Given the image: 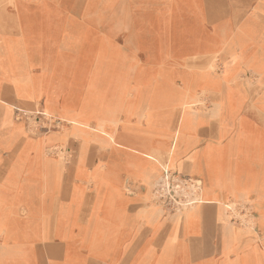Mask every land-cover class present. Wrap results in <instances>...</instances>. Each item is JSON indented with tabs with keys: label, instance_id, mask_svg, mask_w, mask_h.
Masks as SVG:
<instances>
[{
	"label": "crops",
	"instance_id": "crops-1",
	"mask_svg": "<svg viewBox=\"0 0 264 264\" xmlns=\"http://www.w3.org/2000/svg\"><path fill=\"white\" fill-rule=\"evenodd\" d=\"M26 1L0 0V105L12 113L9 121L0 107V136L8 126L21 131L16 114L31 109L65 117L49 89L53 67L26 52L17 18L18 4ZM168 1L160 0L171 22L159 40L164 64L196 66L216 56L223 61L218 75L176 74L171 80L188 87L206 81L197 88L218 102L206 113L186 105L150 108L143 114V148L122 139L121 130L104 134L127 152L120 157L115 151L112 180L98 171L92 203L80 204L73 195L47 217L40 216L33 199H24L29 192L23 189V172L3 169L11 145L0 142V264H264V0ZM127 44L126 49L148 55L147 46ZM13 76L29 79L37 103L16 98L8 81ZM102 116L95 113L92 123L88 116L70 122L103 134L111 127ZM110 124L115 131L116 120ZM174 145L175 162L168 166ZM164 172L198 186L190 205L174 209L159 199L155 190ZM9 186L14 195L7 198ZM152 193L173 212L151 203ZM232 206L249 211L251 219L233 222ZM185 207L190 208L183 212ZM13 222H40V229L24 238L23 224L13 227Z\"/></svg>",
	"mask_w": 264,
	"mask_h": 264
},
{
	"label": "rangeland",
	"instance_id": "rangeland-1",
	"mask_svg": "<svg viewBox=\"0 0 264 264\" xmlns=\"http://www.w3.org/2000/svg\"><path fill=\"white\" fill-rule=\"evenodd\" d=\"M164 9L160 0H28L18 4L17 18L24 33L26 52L31 59L40 56L42 64L53 67L49 89L58 109L65 115L54 117L34 109L18 113L16 122L21 131L8 126L0 136L3 145H11L3 169L23 172V189L29 192L23 197L38 204L41 217L69 204L73 195L80 199V204L92 203L98 171L104 172L107 181L112 180L115 151L120 150V157L127 152L104 134H117V129L121 130L122 139H132L143 148V114L150 108L186 105L206 113L218 102L216 95L197 88L206 81H196L188 87L181 81L171 80L176 74L199 75L201 79L218 75L223 61L216 56L196 66H166L160 55L159 40L171 22L165 18ZM12 10L14 8L9 10V15ZM172 23V27L176 26L174 20ZM127 41L134 46H147L148 55L138 49L129 51L125 46ZM8 81L19 101L38 102L27 77L13 76ZM254 100H247V104H253ZM0 107L11 121V110ZM47 111L56 113L53 109ZM95 113H102L111 128L110 123L115 119V131L107 128L100 134L88 128L78 129L70 122V119L88 116L92 123ZM14 141L16 145H12ZM174 149L167 152L168 166L169 162H175ZM118 164L124 166L122 170L128 166L125 161L116 162ZM11 181H15L14 176ZM13 190L14 186H9L7 198L14 195ZM124 191L133 196L132 192ZM149 200L164 211L173 212L162 206L160 200H155L153 193ZM193 200L197 202L198 196ZM230 208L233 222L241 224L251 219L250 212L244 208ZM71 223L74 226L75 222ZM21 224L24 238L40 229V222H13L12 226Z\"/></svg>",
	"mask_w": 264,
	"mask_h": 264
},
{
	"label": "built area",
	"instance_id": "built-area-1",
	"mask_svg": "<svg viewBox=\"0 0 264 264\" xmlns=\"http://www.w3.org/2000/svg\"><path fill=\"white\" fill-rule=\"evenodd\" d=\"M198 190V186L188 180H179L168 172H164L162 178L156 186L155 193L159 199L171 208L188 206L192 202L189 194ZM188 191V193H187Z\"/></svg>",
	"mask_w": 264,
	"mask_h": 264
},
{
	"label": "bare ground",
	"instance_id": "bare-ground-1",
	"mask_svg": "<svg viewBox=\"0 0 264 264\" xmlns=\"http://www.w3.org/2000/svg\"><path fill=\"white\" fill-rule=\"evenodd\" d=\"M73 123H74V122H73ZM174 148H175V145L172 146V148H170V150H172V149H174ZM147 158L150 159V157H148V156H147ZM199 201H200V199H199Z\"/></svg>",
	"mask_w": 264,
	"mask_h": 264
}]
</instances>
